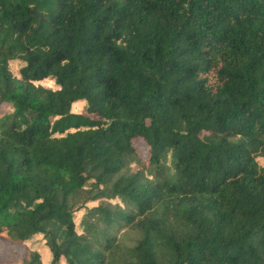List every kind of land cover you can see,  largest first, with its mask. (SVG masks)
Returning a JSON list of instances; mask_svg holds the SVG:
<instances>
[{"label":"trees","instance_id":"16d2710c","mask_svg":"<svg viewBox=\"0 0 264 264\" xmlns=\"http://www.w3.org/2000/svg\"><path fill=\"white\" fill-rule=\"evenodd\" d=\"M259 159L264 0H0V241H41L21 264H264Z\"/></svg>","mask_w":264,"mask_h":264},{"label":"rangeland","instance_id":"374dc122","mask_svg":"<svg viewBox=\"0 0 264 264\" xmlns=\"http://www.w3.org/2000/svg\"><path fill=\"white\" fill-rule=\"evenodd\" d=\"M22 64L20 62H11L9 64V70L13 76L16 78L19 77V69L21 68ZM36 85H41L44 88L48 89H56V86L53 81L51 80H43L42 82L36 83ZM9 107L2 106L1 112H4ZM71 112L73 114H84L85 113V103H77L72 106ZM135 147L136 155L141 159H146L148 157V148L146 147L145 143L142 140H135L133 142ZM259 164L264 167V159L258 160ZM97 203L87 204L85 209L77 211L74 214V221L76 225V230L78 233L81 232V221L86 213V210L94 208L98 206ZM41 241H35L34 243H27L26 245H13L6 241H0V264H21V260L23 258L24 253L28 248L32 250L39 248V244ZM35 244V245H34ZM41 259L43 262H46V253L41 250Z\"/></svg>","mask_w":264,"mask_h":264}]
</instances>
